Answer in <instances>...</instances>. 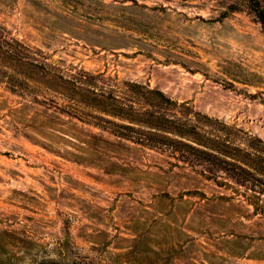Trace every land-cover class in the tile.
Returning a JSON list of instances; mask_svg holds the SVG:
<instances>
[{"label":"rangeland","instance_id":"374dc122","mask_svg":"<svg viewBox=\"0 0 264 264\" xmlns=\"http://www.w3.org/2000/svg\"><path fill=\"white\" fill-rule=\"evenodd\" d=\"M250 6L0 0V264H264V175L254 192L189 150L118 140L65 113L66 85L39 84L96 76L137 110L131 86L158 91L210 148H257L259 170L264 26Z\"/></svg>","mask_w":264,"mask_h":264},{"label":"trees","instance_id":"16d2710c","mask_svg":"<svg viewBox=\"0 0 264 264\" xmlns=\"http://www.w3.org/2000/svg\"><path fill=\"white\" fill-rule=\"evenodd\" d=\"M249 1L250 8L264 26V8L260 6L258 0ZM1 37H3L2 31H0V42ZM18 46L20 45L18 44ZM4 53L7 55L15 52L9 49ZM15 55L18 58L22 57L16 53ZM34 67L44 70V67L41 66L34 65ZM45 76L46 79H44ZM45 76L39 82L41 86L48 81H52L58 87L63 84L67 86L69 93L66 96V109L68 111L65 113L78 122L99 129L118 140H128L158 150H189V153L196 155L200 161L213 165L216 170L226 173L230 179L248 190L254 191L256 184L253 182L259 181L256 173L264 175V165L259 166V170L253 166L255 158L259 156L257 148L250 146L251 151L245 152L246 149L240 148L236 142L230 143L228 140H221L218 137L213 140L208 137L207 139L215 145L210 148L207 146L208 144L200 141L204 133L198 130L197 124L193 120L183 118L182 114L176 110V104L158 91H142L137 85L131 86L130 98H136L140 102L145 101L139 102L141 108L137 110L133 106L134 102L123 103L118 101L123 100V97L117 98L112 92H104L99 88L98 83L104 85V82L96 76L77 74L69 76L67 80H64L61 74L54 72L45 73ZM154 101L155 104H153ZM133 113L138 114L137 117L141 119L135 118L136 116H126V114L135 115ZM79 114L86 116L90 121H81ZM135 126H139V128ZM169 135L175 136V138H171ZM89 137L97 138L95 135ZM206 150L217 151L211 153ZM238 153H241V159L235 158Z\"/></svg>","mask_w":264,"mask_h":264}]
</instances>
